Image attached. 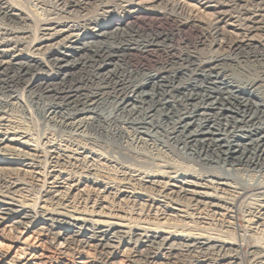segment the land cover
<instances>
[{
    "label": "bare ground",
    "instance_id": "bare-ground-1",
    "mask_svg": "<svg viewBox=\"0 0 264 264\" xmlns=\"http://www.w3.org/2000/svg\"><path fill=\"white\" fill-rule=\"evenodd\" d=\"M194 1L208 20L178 0H0V264H264V0ZM13 101L72 136L32 133ZM90 130L197 169L123 163Z\"/></svg>",
    "mask_w": 264,
    "mask_h": 264
},
{
    "label": "rangeland",
    "instance_id": "rangeland-1",
    "mask_svg": "<svg viewBox=\"0 0 264 264\" xmlns=\"http://www.w3.org/2000/svg\"><path fill=\"white\" fill-rule=\"evenodd\" d=\"M179 3H181V5L185 6V17H192L193 19H198V20H203V21H206L208 20L209 18V15L211 14L209 10H207L204 6H201L199 4L196 3V1L194 0H178ZM261 0H254V2L252 3L253 5L250 6L251 9L255 8V9H259L258 8V3H260ZM258 5V6H257ZM147 23V24H146ZM144 22L145 25H147L149 28H150V24H148L149 22ZM154 26H153V29H158L159 30H162L164 32H167L168 31V28L167 27H160L158 25V22L157 23H153ZM159 27H158V26ZM182 36V37H181ZM180 39H183V35L181 34L179 36ZM178 38V39H179ZM177 39V40H178ZM175 40L174 41V44L173 47L171 49H173V53H177L179 51V48L182 46L181 45V40ZM98 41V40H101L99 38L95 39V41ZM94 41V40H92ZM178 49V50H177ZM200 49V47H199ZM201 49L203 50L204 48L201 47ZM177 51V52H176ZM254 51V50H253ZM240 52V51H239ZM239 52H235V53H239ZM246 52H247V49H246ZM243 55L245 53L242 52ZM240 55V54H239ZM166 57V58H165ZM168 58V56H166V53L163 52L162 54H154V61L157 62V65L158 64H162L164 63L163 60H166ZM159 62V63H158ZM162 62V63H161ZM146 69V68H145ZM261 68L256 67L255 70L251 69V72L252 74L255 75H258V70L260 71ZM111 70V67H107L106 69L104 70H101L99 71V75L102 74V77L103 79H107L109 77V74L108 71ZM249 70V69H248ZM143 71V70H142ZM148 72H150L151 70H146ZM255 72V73H254ZM75 75L79 74V75H83L81 73V71L79 72L78 70H73V72H71ZM251 76L252 78H255L256 76ZM101 86H105L104 83H102ZM25 90H29V89H32V88H28L27 86L23 87ZM34 91H38L39 89H32ZM107 91H111L110 89H103L102 92H107ZM25 95L26 92H25ZM253 102H257L256 99H252ZM15 102L14 105H11L9 106L8 108L5 109V111H9L8 113L12 114L13 116H15L20 122H22L26 127H29L28 129H30L31 131V128H32V133L39 135L41 136L42 134H46V133H51L53 135V139L56 141V138H57V141L58 140H66L67 138H69L68 136H72V135H69L66 131H63V129L53 125L52 123H49L46 119L42 118V110L41 108L39 107V105H36V104H31V109L34 111L33 112V116L30 117L28 115L27 112H25L22 108V106H19L17 105L16 101H13ZM17 106V107H16ZM8 109V110H7ZM38 109V110H37ZM11 110V111H10ZM202 112V111H200ZM37 118V119H36ZM34 120V122H33ZM44 120V121H43ZM47 121V122H46ZM28 124V125H27ZM35 125V126H34ZM37 125V126H36ZM53 126V127H52ZM55 126V127H54ZM40 127V128H39ZM39 129V130H38ZM35 130V131H34ZM43 130V131H42ZM52 131V132H51ZM80 132V131H79ZM39 133V134H38ZM56 133V134H55ZM67 133V134H66ZM75 134V133H74ZM77 134H80V137L82 138V140H86L85 142H87L89 145L91 144V146H95L96 149L100 150L101 153H103L104 155L106 156H110L114 159H117V160H120L122 161L123 163H135L134 160H136V162H140L142 165H144L145 163L144 162H147L149 163L150 165H148L147 167H151V161L153 162V160L156 158L157 159H160V160H165L166 162L170 163V164H175V165H179L181 167L185 166V167H190V168H194V169H197V167L194 165V163H191V162H184L182 160H180L179 158H177L176 156L172 155L170 153V151L168 150V148L166 147H163L164 144H161V145H158L159 142L155 143L157 146L155 145H151L150 143L143 141L140 142L139 139H136L135 136L133 137H129V138H120L117 136H114L112 137L111 135L107 134V133H98V132H95V131H84L81 132V133H78ZM107 134V135H106ZM57 135V136H56ZM87 135V136H86ZM83 136V137H82ZM59 137V138H58ZM88 137V139H87ZM65 138V139H64ZM119 138V139H118ZM90 139V140H89ZM123 139V140H122ZM120 140V141H119ZM134 140V141H133ZM89 141L91 143H89ZM117 141V142H116ZM127 141V142H126ZM133 141V142H132ZM130 142V143H129ZM146 142V143H145ZM96 143V144H95ZM137 143V144H136ZM148 143V144H147ZM100 144V145H99ZM146 146H145V145ZM106 146V147H105ZM118 147V148H117ZM133 147V148H132ZM155 147V148H154ZM136 148V149H135ZM148 149V150H147ZM151 150V151H150ZM157 150V151H156ZM161 150V151H160ZM108 152V153H107ZM110 152V153H109ZM141 152V153H140ZM161 154H160V153ZM106 153V154H105ZM113 153V154H112ZM112 156H111V155ZM143 155V156H142ZM164 155V156H163ZM120 156V157H119ZM150 161H147L149 160ZM168 159V160H167ZM130 160V161H129ZM139 160V161H138ZM143 160V161H142ZM129 161V162H128ZM178 162V164H177ZM187 164V165H186ZM194 166V167H193ZM248 175V174H246ZM249 175L251 176L252 175V178H256V176L259 175V177L257 178L259 181L262 180L264 181V172L260 175V174H253L251 172H249ZM248 175V176H249ZM254 175V176H253Z\"/></svg>",
    "mask_w": 264,
    "mask_h": 264
}]
</instances>
